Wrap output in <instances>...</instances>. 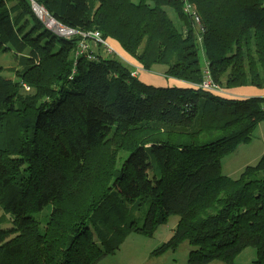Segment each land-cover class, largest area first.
Returning <instances> with one entry per match:
<instances>
[{"label": "trees", "instance_id": "trees-1", "mask_svg": "<svg viewBox=\"0 0 264 264\" xmlns=\"http://www.w3.org/2000/svg\"><path fill=\"white\" fill-rule=\"evenodd\" d=\"M34 3L178 83L54 32ZM0 52L16 59L0 65V264H97L171 215L152 254L188 242V264H236L254 247L264 264V155L222 173L264 122V96L227 92L264 89V0H0ZM126 201L146 205L142 224Z\"/></svg>", "mask_w": 264, "mask_h": 264}, {"label": "rangeland", "instance_id": "rangeland-1", "mask_svg": "<svg viewBox=\"0 0 264 264\" xmlns=\"http://www.w3.org/2000/svg\"><path fill=\"white\" fill-rule=\"evenodd\" d=\"M133 2H139L140 0H132ZM191 9V8H190ZM167 11L177 27H181V22L174 10L171 7H167ZM196 24L199 29H202L199 23ZM199 19V17H198ZM95 41V40H94ZM112 46L123 56H126L124 50L115 41H110ZM96 45L98 44L95 41ZM99 45V44H98ZM95 51L100 52L98 47ZM116 57L122 59L119 55ZM124 60V59H122ZM128 60V61H127ZM127 64L131 61L127 59ZM16 59L13 57L12 53H2L0 52V65L5 67H10ZM131 65V64H130ZM133 68H135L133 66ZM164 66L158 65L153 71L141 70L140 77L147 82L164 85L170 82V79L158 78L159 76L155 71H161ZM208 71V69H206ZM9 76L14 77L13 74L7 72ZM136 76L138 75L134 72ZM7 74V75H8ZM155 77V78H154ZM26 88V87H25ZM27 89V88H26ZM29 90V89H27ZM229 94L235 96H264V89L258 88H241L237 91H227ZM254 137L249 143L240 144L237 149L223 158L222 173L233 178L240 176L241 172L248 165L256 164L259 159L264 155V122L259 123L254 131ZM129 208L130 212L129 218L138 219L140 224L144 222V213L146 210V205L141 208L136 202H125ZM4 214V210L0 208V216ZM179 220V216L171 215L166 224H162L158 227L156 232L152 236L143 235L137 232L130 233L126 238L121 248L115 254H109L102 258L97 264H188L189 254L192 246L188 242H183L176 251L169 250L165 253L154 255L152 251L157 249L162 243L169 240L173 230L175 229ZM5 225H8L6 223ZM256 259V249L254 247H249L245 249L241 254L235 259L236 264H255ZM219 260H214L209 264H220Z\"/></svg>", "mask_w": 264, "mask_h": 264}, {"label": "built area", "instance_id": "built-area-1", "mask_svg": "<svg viewBox=\"0 0 264 264\" xmlns=\"http://www.w3.org/2000/svg\"><path fill=\"white\" fill-rule=\"evenodd\" d=\"M37 6L39 5L34 3L35 12L45 22L47 27L53 30L54 32L62 36H66V37H71L75 34H81L84 37L90 36L92 39L97 41V43L100 44V46H102L107 53H110V54L115 53V54H118L122 58V56L116 51V49L112 46V44L108 40L102 38L101 33L99 31L83 32V31H78L74 28L67 27L61 24L60 22H58L52 16H50L48 11H46L43 7L39 6V8H43V11L45 12L44 15L40 14V12L37 9ZM187 9L190 11L189 5L187 6ZM197 22H199L198 17H197ZM83 39L80 42L81 52H87L90 45L85 39L84 40ZM90 57L94 58L93 55H90ZM206 72L209 75V71H206ZM133 75H136V74L133 72ZM200 86L205 87V88H215V84L211 80L204 81ZM26 88L29 89L30 87L26 86Z\"/></svg>", "mask_w": 264, "mask_h": 264}, {"label": "crops", "instance_id": "crops-1", "mask_svg": "<svg viewBox=\"0 0 264 264\" xmlns=\"http://www.w3.org/2000/svg\"><path fill=\"white\" fill-rule=\"evenodd\" d=\"M122 55V54H121ZM123 56V55H122ZM122 59H124V61L126 62V60L127 59H129V58H127V57H125V55L123 56V58ZM130 61H131V65L132 66H134L135 67V69L133 70V72H136L138 75L137 76H139L140 75V73H141V70H144L137 62H135V61H133V60H131V59H129ZM128 61V60H127ZM163 71H164V69H162L161 71H155L156 72V74L157 75H159V76H156V79H157V77L158 78H166L165 76H164V74H163ZM155 78V77H154ZM163 78V79H164ZM167 79V78H166ZM178 83V81L177 80H175V79H171V81L170 82H168V84H177Z\"/></svg>", "mask_w": 264, "mask_h": 264}, {"label": "bare ground", "instance_id": "bare-ground-1", "mask_svg": "<svg viewBox=\"0 0 264 264\" xmlns=\"http://www.w3.org/2000/svg\"><path fill=\"white\" fill-rule=\"evenodd\" d=\"M37 9L40 12V14H43L44 15L45 12L43 11V8H39V6H37Z\"/></svg>", "mask_w": 264, "mask_h": 264}]
</instances>
